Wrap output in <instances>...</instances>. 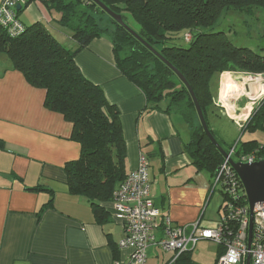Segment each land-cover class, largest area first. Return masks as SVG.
I'll return each instance as SVG.
<instances>
[{"label":"crops","instance_id":"crops-1","mask_svg":"<svg viewBox=\"0 0 264 264\" xmlns=\"http://www.w3.org/2000/svg\"><path fill=\"white\" fill-rule=\"evenodd\" d=\"M20 20L26 26L40 22L58 35L62 28L41 1L29 5ZM64 37L65 47L77 49L71 34ZM113 48L110 38H96L75 62L121 112L127 172L146 156L155 206L175 224L214 226L223 197L213 191V177L197 169L187 152L189 126L177 113L147 108L141 89L117 68ZM0 57V264H131L132 249L119 247L122 225L113 217L100 224L91 203L70 191L65 166L81 156L80 144L71 140L72 124L45 107V90L13 70L7 55ZM224 74L217 76L220 87L210 116L241 128L217 106ZM50 201L52 206L41 211ZM102 205L111 211L113 202ZM196 248L174 261V253L152 246L146 264H216L224 253L217 247L213 254L198 255Z\"/></svg>","mask_w":264,"mask_h":264},{"label":"trees","instance_id":"trees-1","mask_svg":"<svg viewBox=\"0 0 264 264\" xmlns=\"http://www.w3.org/2000/svg\"><path fill=\"white\" fill-rule=\"evenodd\" d=\"M36 1L45 5L58 25L72 32L77 49L65 47L40 22L23 24L25 32L15 38L0 24V54L9 57L13 70L23 74L31 86L45 90L48 110L61 114L72 124L71 140L80 144L81 156L65 166L68 186L73 195L91 203L100 224L112 217L110 209L102 204L113 202L114 194L130 172L121 112L75 62L76 55L96 38L111 39L117 68L141 89L148 109L177 113L184 119L191 130L186 149L194 166L215 176L224 157L205 135L187 87L166 62L187 80L209 126L208 118L214 108L211 82L215 76L226 72L264 74V56L246 47H236L224 32L215 31V25L225 11L253 5L264 7V0H99L121 16L138 37L93 0H27L18 11L19 19ZM96 14L111 19L115 27L112 33L102 31ZM188 34L192 35L189 42ZM246 127L264 131V102ZM3 146L0 141V149ZM232 149L224 150L228 153ZM254 150H260L264 157V145L253 141L243 144L237 152L235 148L234 158L239 161L241 154ZM51 206L52 201L41 211Z\"/></svg>","mask_w":264,"mask_h":264},{"label":"built area","instance_id":"built-area-1","mask_svg":"<svg viewBox=\"0 0 264 264\" xmlns=\"http://www.w3.org/2000/svg\"><path fill=\"white\" fill-rule=\"evenodd\" d=\"M26 4L27 0L2 1L0 24L12 38L25 32L17 8ZM191 39L190 35L186 36L188 42ZM259 76L264 79V74ZM260 153L254 150L241 156L238 162L252 165L261 159ZM228 154L213 177L212 189L221 193L223 203L221 217L212 227L203 226L201 221L175 224L156 207L151 196L149 161L141 156L138 168L129 173L114 194L111 209L113 219L124 229L119 247L133 251L131 264H146L147 252L152 246L174 253L176 261L181 255L192 252L201 241L224 249L216 264H264V203L255 206L252 218L243 184L230 163L235 148Z\"/></svg>","mask_w":264,"mask_h":264},{"label":"rangeland","instance_id":"rangeland-1","mask_svg":"<svg viewBox=\"0 0 264 264\" xmlns=\"http://www.w3.org/2000/svg\"><path fill=\"white\" fill-rule=\"evenodd\" d=\"M96 21L102 31L108 33L114 31L115 27L107 15L96 14ZM131 25L134 29H139L135 23H131ZM50 30L52 29L50 28ZM215 31L224 32L236 47H246L264 56L263 6L253 5L249 8H231L225 11L215 25ZM50 32L54 37L59 39V41L63 42V45H66L64 36H67L68 34L72 35V32L64 27L60 28L61 36L56 34L53 30ZM188 35L192 36L191 34ZM259 75L261 74L226 72L224 77H222L221 91L225 89L224 87L237 88L231 95L232 97L228 101V106L222 102L221 97L217 101V106L225 110L241 128L236 127L233 122L228 121L224 117L216 118L215 116H209L208 123L214 137L219 143H221L226 151L236 148L237 152L243 144L253 141L264 145V131L260 129L247 130L246 127L250 122L254 111L259 109L264 102V93L262 92V89H264V79ZM219 87L220 80L215 76L211 82L212 94L215 99L218 97ZM246 115L247 117L243 120V116ZM243 150H245V147H243ZM241 156H243V154H241ZM234 157L233 160H235ZM217 247L220 248L211 242L201 241L198 243L196 253L198 255L213 254V251H215Z\"/></svg>","mask_w":264,"mask_h":264},{"label":"water","instance_id":"water-1","mask_svg":"<svg viewBox=\"0 0 264 264\" xmlns=\"http://www.w3.org/2000/svg\"><path fill=\"white\" fill-rule=\"evenodd\" d=\"M93 1L102 10H104L110 17H112L116 22L124 26L134 36L138 37L136 33H134L131 29H129L125 25L121 16L113 13L110 9H108L105 5H103L99 0H93ZM17 9L20 10L21 6H18ZM151 51H153L157 56L160 57L159 53H157L153 49H151ZM166 64L172 68V70L175 72V74L178 76L181 82L187 87L193 99V102H194V105H195V108L198 114V118L204 130L205 135L208 137L210 142L217 148V150L222 154V156L224 158H228L229 154L222 148V146L219 144V142L216 140V138L212 134L193 89L191 88L187 80L183 77V75H181L176 69H174L168 62H166ZM230 163L243 184V187L245 189L246 196L248 199V204L251 209V217L253 218V211H254L255 206L257 204L264 203V157L252 165L248 163H243V162H235L233 159H231Z\"/></svg>","mask_w":264,"mask_h":264},{"label":"bare ground","instance_id":"bare-ground-1","mask_svg":"<svg viewBox=\"0 0 264 264\" xmlns=\"http://www.w3.org/2000/svg\"><path fill=\"white\" fill-rule=\"evenodd\" d=\"M227 79V78H226ZM256 81H258V80H256ZM225 86V85H224ZM225 89H223L222 91H221V100H222V102H224V104L226 105V106H228L229 104V99L232 97L231 95L235 92V90H236V88L237 87H224ZM259 91V90H258ZM262 92L264 93V89H262ZM261 92V93H262ZM247 117V115L246 116H243V120L245 119Z\"/></svg>","mask_w":264,"mask_h":264}]
</instances>
